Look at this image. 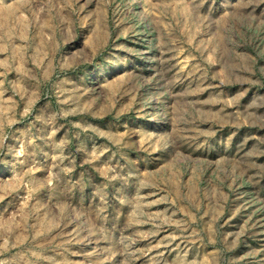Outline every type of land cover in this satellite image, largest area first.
Wrapping results in <instances>:
<instances>
[{"label":"rangeland","instance_id":"rangeland-1","mask_svg":"<svg viewBox=\"0 0 264 264\" xmlns=\"http://www.w3.org/2000/svg\"><path fill=\"white\" fill-rule=\"evenodd\" d=\"M0 264H264V0H0Z\"/></svg>","mask_w":264,"mask_h":264}]
</instances>
